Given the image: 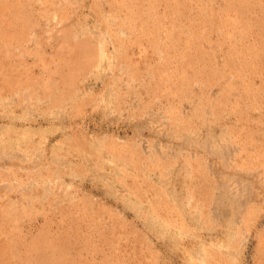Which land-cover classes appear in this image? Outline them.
<instances>
[{"label": "rangeland", "instance_id": "obj_1", "mask_svg": "<svg viewBox=\"0 0 264 264\" xmlns=\"http://www.w3.org/2000/svg\"><path fill=\"white\" fill-rule=\"evenodd\" d=\"M0 264H264V0H0Z\"/></svg>", "mask_w": 264, "mask_h": 264}]
</instances>
